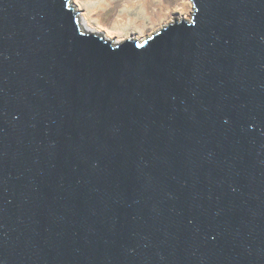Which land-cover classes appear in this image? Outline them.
<instances>
[{"label": "water", "instance_id": "obj_1", "mask_svg": "<svg viewBox=\"0 0 264 264\" xmlns=\"http://www.w3.org/2000/svg\"><path fill=\"white\" fill-rule=\"evenodd\" d=\"M190 1L116 42L0 0V264H264V0Z\"/></svg>", "mask_w": 264, "mask_h": 264}, {"label": "rangeland", "instance_id": "obj_2", "mask_svg": "<svg viewBox=\"0 0 264 264\" xmlns=\"http://www.w3.org/2000/svg\"><path fill=\"white\" fill-rule=\"evenodd\" d=\"M72 1L80 12V18H85L91 28L86 29L102 33L108 39L119 42L127 38H147L157 29L172 22L173 18L186 19L193 9L190 0ZM184 3L188 5L187 12L182 10Z\"/></svg>", "mask_w": 264, "mask_h": 264}, {"label": "bare ground", "instance_id": "obj_3", "mask_svg": "<svg viewBox=\"0 0 264 264\" xmlns=\"http://www.w3.org/2000/svg\"><path fill=\"white\" fill-rule=\"evenodd\" d=\"M76 4H78V3H76ZM187 9H188V5H187V3H184L183 4V8H182V10L183 11H185V12H187ZM190 16H188L186 19H188ZM82 21V24H83V26H85V28H89V29H91L90 28V26L87 24V20L85 19V18H83V19H81ZM168 24V23H167ZM167 24H165L163 27H165ZM162 27V26H161ZM160 29V28H159ZM156 31H158V29L156 30ZM147 38H148V36H147ZM144 39H146V36L145 37H142V38H140V40L139 41H142V40H144ZM125 40V39H124ZM116 42H119V41H116Z\"/></svg>", "mask_w": 264, "mask_h": 264}]
</instances>
